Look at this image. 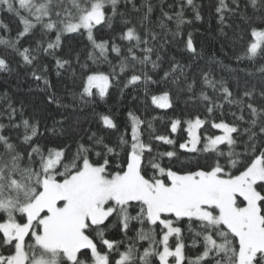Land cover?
<instances>
[{
  "label": "snow or ice",
  "instance_id": "1",
  "mask_svg": "<svg viewBox=\"0 0 264 264\" xmlns=\"http://www.w3.org/2000/svg\"><path fill=\"white\" fill-rule=\"evenodd\" d=\"M0 84V264H264V0H0Z\"/></svg>",
  "mask_w": 264,
  "mask_h": 264
},
{
  "label": "trees",
  "instance_id": "2",
  "mask_svg": "<svg viewBox=\"0 0 264 264\" xmlns=\"http://www.w3.org/2000/svg\"><path fill=\"white\" fill-rule=\"evenodd\" d=\"M15 25L13 24V27ZM195 29H199V31H195ZM194 31V39L198 42H201L204 46V58L200 61L201 65H203L209 58L215 54L217 57L224 59L226 64L231 63L235 66V62L230 59L232 56V52L230 49H225L228 52V57H225L224 54L220 51V42L218 39L214 38L215 33H211L208 30L207 24H201L200 22H195L191 29ZM53 79L55 80L54 76ZM10 83H14L10 81ZM30 82H25L22 84L23 89H27L29 87ZM0 87H3L0 84ZM34 87V85H33Z\"/></svg>",
  "mask_w": 264,
  "mask_h": 264
}]
</instances>
